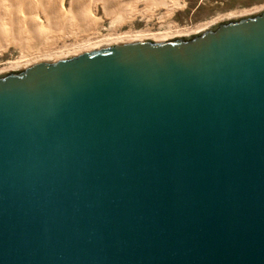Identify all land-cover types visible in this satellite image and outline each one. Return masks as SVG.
I'll return each instance as SVG.
<instances>
[{
	"label": "water",
	"instance_id": "water-1",
	"mask_svg": "<svg viewBox=\"0 0 264 264\" xmlns=\"http://www.w3.org/2000/svg\"><path fill=\"white\" fill-rule=\"evenodd\" d=\"M0 264H264V11L0 76Z\"/></svg>",
	"mask_w": 264,
	"mask_h": 264
},
{
	"label": "bare ground",
	"instance_id": "bare-ground-1",
	"mask_svg": "<svg viewBox=\"0 0 264 264\" xmlns=\"http://www.w3.org/2000/svg\"><path fill=\"white\" fill-rule=\"evenodd\" d=\"M66 1L0 0L1 51L16 44L22 54L12 65L13 70L114 45L147 39L161 41L171 37L147 33L146 30L102 36L97 31L103 22L98 16L100 6L113 27L123 25L137 15L149 16L150 19L159 16L158 19L164 23L184 6L182 0H68L66 8ZM140 5L144 7L140 8ZM162 9L165 13L161 15ZM70 40L73 43L67 44Z\"/></svg>",
	"mask_w": 264,
	"mask_h": 264
},
{
	"label": "rangeland",
	"instance_id": "rangeland-1",
	"mask_svg": "<svg viewBox=\"0 0 264 264\" xmlns=\"http://www.w3.org/2000/svg\"><path fill=\"white\" fill-rule=\"evenodd\" d=\"M182 2L184 6L177 9L167 22L162 23L160 19H158L159 16L150 19L149 16L137 15L135 19L118 27H113L111 21L104 17L102 6H100L98 16L103 19V22L100 24L97 31H99L102 36L106 35L107 37L111 34H116L115 32L119 35H123L127 32L139 33L145 32L146 30L147 33L151 34L154 32L153 34L156 35L171 36L163 40H171L180 37L190 38L219 23L256 15L264 11V0H182ZM68 4L67 0L65 3L66 8H68ZM143 7L144 5H140V8ZM164 13L165 10L162 9L160 14L162 15ZM148 30H150V32ZM147 41L153 40L147 39ZM72 43L73 41L70 40L67 44ZM21 56V49L16 44H11L5 51H1L0 48V76L25 70L26 68L20 70H13L12 68V65H14ZM7 67H10V69H7ZM5 69H7V71Z\"/></svg>",
	"mask_w": 264,
	"mask_h": 264
}]
</instances>
